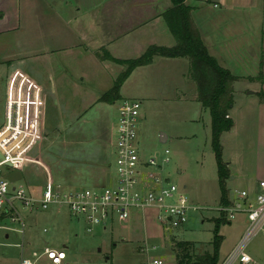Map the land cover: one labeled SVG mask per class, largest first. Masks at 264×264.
Listing matches in <instances>:
<instances>
[{"label": "rangeland", "instance_id": "1", "mask_svg": "<svg viewBox=\"0 0 264 264\" xmlns=\"http://www.w3.org/2000/svg\"><path fill=\"white\" fill-rule=\"evenodd\" d=\"M198 1L201 3V0H192L190 4L194 10L192 15L197 18L201 14L196 8ZM203 13L209 15L214 12L207 7ZM233 23L235 28L238 27L245 34L247 31L254 34V28L257 27L255 23L246 24L242 21L237 25ZM26 37H29L26 42L30 41L33 47L45 45L51 48H66L70 46L68 43L74 42V39L65 38L57 39L56 43L54 38L42 36L37 38L31 35ZM174 41L176 43V40ZM104 50L95 52L96 58L93 57L95 56L93 53L86 56L77 49H65L49 55V58L27 55L29 58L25 60L27 63L24 66L25 71L35 74L44 81L51 73L55 77L54 85L59 89L60 94L56 96L48 89L42 94L45 130L43 137L38 133L39 142L29 153V156L39 163L29 166L25 171H13L11 174L9 172L10 179L18 184L27 183L34 187H42L46 181L43 164L51 170L54 180L59 184L93 187L110 183L116 165H114L115 155L111 154L112 142L109 132L113 131L111 137L114 138V128L119 119L118 102L108 105L95 100L91 95V92L105 95L118 76L113 70L112 73L101 74L100 80L92 77L94 68L96 69L94 65H98L96 59L101 57ZM4 53L5 47L0 41V57ZM136 57L138 56L127 59ZM233 59L231 67L236 73L256 74L251 68L253 64L249 63L243 67L238 62L237 55H234ZM177 60L186 61L187 65L164 66L166 62H177ZM156 61L150 68L136 72L133 79L124 85L122 94L125 98L138 99L142 102L143 120L140 128L143 150L148 156L170 159V162L164 165L165 178L170 179L172 185H176L192 204L199 208V211L191 214L190 220L185 225L177 228L170 225V229L166 230L167 226L159 222L158 211L148 209L138 213L137 216H140L142 221L135 219L129 224L118 221L113 229L104 231L98 228L93 234L87 232L84 222L72 219L66 213H41L39 216L30 217L25 236L14 230L19 229V226L4 220L0 223L2 245L0 264H20L24 252L16 245L22 244L23 240H25L24 254L27 257L45 246H65L69 259L78 263H100L108 259L110 264H148L158 258L165 264H176L175 241L192 242L199 248V252L207 248L211 249L215 222L221 217L218 208L222 204L219 168L212 148V117L210 111L196 101L197 86L189 77V60L157 57ZM114 67L115 70L121 68ZM66 68L69 72L63 74ZM84 73L88 75L86 82L85 78L75 79L76 76ZM9 75H11L9 67H0V128L6 123ZM70 76L74 80L72 86L71 83L66 84L70 81ZM100 81L110 82L111 85L107 84L104 88L97 84ZM261 84L259 93H263V97L258 94L257 100L260 104L264 103V83ZM246 85V83L237 84L236 99L246 98L249 92V89H245L249 85ZM15 91L18 89L10 87L9 96ZM241 105L247 106L245 103ZM231 115L234 114L230 111ZM235 115L234 117L241 119L242 135L240 138H235L237 141L246 142V137L255 139L257 135L255 127L258 125L264 129V113L262 115L258 110L242 112L241 117L238 116V112ZM163 133L167 136L166 142L161 141ZM235 139L226 134L225 143L227 142L228 151L225 159L234 157V153L238 155ZM167 150L169 155H166ZM111 163L113 167L110 171ZM228 182L229 180L227 187H229ZM238 186L239 190L244 188L243 184ZM232 190L234 188L229 190V198ZM168 202L173 203V200ZM247 224V218L239 215L230 224L221 226L220 234L223 242L220 264L228 259L230 253L239 244ZM45 226L49 233H44ZM154 247L156 249H153ZM246 252L256 263L264 264V232L248 243Z\"/></svg>", "mask_w": 264, "mask_h": 264}, {"label": "crops", "instance_id": "2", "mask_svg": "<svg viewBox=\"0 0 264 264\" xmlns=\"http://www.w3.org/2000/svg\"><path fill=\"white\" fill-rule=\"evenodd\" d=\"M191 2L192 0H187L186 3L192 7ZM171 7L172 2L168 0H0V41L5 47V53L0 57V67L11 69L6 103L18 101L23 104L25 126L37 131L43 137L45 110L42 94L45 89L51 90V93L56 96L60 93L54 85L55 77L51 73L44 81L35 74L25 71L24 66L27 64L25 60L29 58L27 55L49 58V55L65 49H77L86 56H90V53L95 55V52L105 49L116 58L127 59L131 56H142L152 45L173 47L176 45L175 39L170 37L172 35L163 18V14ZM207 7L214 13L204 15L203 11H206ZM196 8L201 14L198 15L199 18L194 16L193 19L210 54L221 63L222 67L241 78L234 84L235 101L231 112L234 115L238 112V116L241 117L242 112L258 110L263 115L264 103L260 104L257 101L261 82L251 81L249 77L258 76L262 59L264 60V0H201V3L198 1ZM240 21L246 24L255 23L257 25L254 28L255 35L250 31L245 34L238 27L235 28L233 22L237 25ZM28 35L37 38L41 36L54 38L56 43V40L61 38L74 39V42L68 43L70 46L66 48H51L45 45L33 47L30 41L26 42V39L29 38L26 37ZM17 38L19 40H16ZM93 50L95 51L93 52ZM234 55H237L238 62L243 67L249 63L253 64L251 68L256 74L236 73L231 67ZM93 57L96 58V55ZM96 62L98 65H94L96 69L94 68L92 77H96L97 80H100V76L104 72L112 73L114 70L115 74L119 76L125 69L123 66L100 58L96 59ZM155 62H157L156 59ZM155 62L136 69L125 84L133 79L136 72L150 68ZM186 63V61L177 60V62H166L164 66L178 64L184 66L187 65ZM114 66L121 68L115 70ZM67 71L69 72L68 68L64 69L63 74ZM86 73L76 76L75 79L85 78L86 82L88 79ZM69 80L66 84L74 85L71 76ZM239 83H246L249 87L245 89L253 92L247 93V99L244 97L246 100L242 97L236 99V87ZM97 84L104 88L107 84L111 85L107 81H100ZM113 85L114 83L111 88ZM10 87L17 88L18 91L12 92L9 96ZM123 87L121 95L125 99L122 94ZM91 95L100 102L102 95L95 92H91ZM241 103H245L247 106H243ZM234 115L231 117L235 120L236 125L232 131L226 134L235 139L240 138L242 134L241 119ZM111 132L109 133L112 142ZM255 133L257 134L255 139L246 137V142L243 140L244 143L242 140L235 139L238 155L234 153V157L224 158L232 173V178L228 182L229 190L234 188L230 193V200L235 199L236 191L244 189L257 191L259 183L264 181V129L261 125L255 127ZM226 134L222 136L224 157L228 151L227 142L225 143ZM22 139V136H18V143ZM238 166L239 168H237ZM238 184H243L244 188L239 190ZM137 215H135L136 221H142L141 217ZM7 238H9L8 235Z\"/></svg>", "mask_w": 264, "mask_h": 264}, {"label": "built area", "instance_id": "3", "mask_svg": "<svg viewBox=\"0 0 264 264\" xmlns=\"http://www.w3.org/2000/svg\"><path fill=\"white\" fill-rule=\"evenodd\" d=\"M22 105L18 101H8L6 123L0 129V217L19 226L14 230L23 236L27 233L29 218L41 213H66L84 222L87 232L93 234L98 228L113 229L118 221L129 224L137 213L148 209L158 211L159 222L167 226L166 230L170 225L175 228L185 225L191 214L199 211L170 179L165 178L164 165L170 159L148 156L143 150L142 102L138 99L122 98L118 102L119 119L111 150L116 166L109 184L93 187L59 184L43 164L46 181L42 187L16 183L9 176L13 171H25L39 163L29 153L36 147L40 135L25 126ZM18 136L23 137L19 143ZM166 155H169L168 150ZM112 167L111 163L110 171ZM258 187L257 191H236L235 199L218 208L219 215L230 222L239 215H245L248 220L245 234L223 264H257L246 249L253 238L264 232V181ZM43 231L49 233L47 226ZM16 247L25 253V240ZM24 253L20 264H110L108 259L100 263L71 261L65 246H45L29 257ZM148 264L164 262L154 259Z\"/></svg>", "mask_w": 264, "mask_h": 264}, {"label": "trees", "instance_id": "4", "mask_svg": "<svg viewBox=\"0 0 264 264\" xmlns=\"http://www.w3.org/2000/svg\"><path fill=\"white\" fill-rule=\"evenodd\" d=\"M171 2L172 7L163 14V18L176 40V45L173 47L152 45L136 59H119L104 50L101 59L123 66L125 69L117 77L113 87L101 97L100 102L114 104L120 101L122 99L121 89L132 73L140 67L153 64L157 57L187 58L190 62L189 77L197 86L196 101L203 108L208 109L212 117V148L219 168L221 203L227 205L230 203L227 181L231 177V171L228 163L224 161L222 136L235 127L230 111L235 101L234 84L241 78L222 67L221 63L210 54L193 19L194 10L186 3L187 0H171ZM261 64L258 77H249V80L258 79L264 83V62ZM258 94L263 97V93ZM2 221L4 218L0 217V223ZM230 223L224 216L216 220L211 249L207 248L202 252H199V248L192 242L175 241L174 253L177 264H220L223 242L220 229L223 224Z\"/></svg>", "mask_w": 264, "mask_h": 264}, {"label": "water", "instance_id": "5", "mask_svg": "<svg viewBox=\"0 0 264 264\" xmlns=\"http://www.w3.org/2000/svg\"><path fill=\"white\" fill-rule=\"evenodd\" d=\"M251 93H253V92L250 91L249 94H251ZM161 141H162V142H166V141H167V136H166L164 133L162 134ZM1 158H2V156L0 155V159H1ZM230 178H232V177H230Z\"/></svg>", "mask_w": 264, "mask_h": 264}]
</instances>
